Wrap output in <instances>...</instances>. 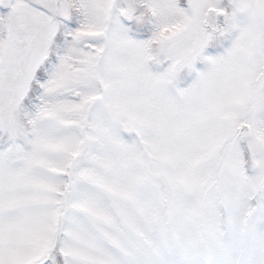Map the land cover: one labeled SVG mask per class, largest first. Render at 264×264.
Returning a JSON list of instances; mask_svg holds the SVG:
<instances>
[{
	"label": "snow or ice",
	"instance_id": "snow-or-ice-1",
	"mask_svg": "<svg viewBox=\"0 0 264 264\" xmlns=\"http://www.w3.org/2000/svg\"><path fill=\"white\" fill-rule=\"evenodd\" d=\"M0 264H264V0H0Z\"/></svg>",
	"mask_w": 264,
	"mask_h": 264
}]
</instances>
